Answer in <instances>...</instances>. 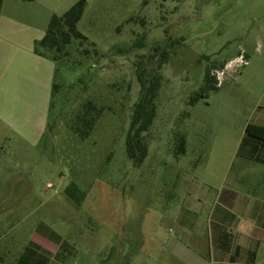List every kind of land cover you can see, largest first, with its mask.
<instances>
[{
  "label": "rangeland",
  "instance_id": "obj_1",
  "mask_svg": "<svg viewBox=\"0 0 264 264\" xmlns=\"http://www.w3.org/2000/svg\"><path fill=\"white\" fill-rule=\"evenodd\" d=\"M78 1L37 0L33 11L48 28ZM85 1L77 29L87 40H73L58 63L46 132L38 106L29 135L5 121L0 83V264L30 253L57 262L49 233L72 248L60 264H161L151 243L190 225L188 195L212 198L240 178L264 183V164L245 141L264 113V0ZM242 53L248 64L229 67ZM208 67L222 84L190 106ZM155 76L158 113L136 166L126 134L139 77ZM88 103L102 113L84 139L74 125ZM179 136L187 152L177 157Z\"/></svg>",
  "mask_w": 264,
  "mask_h": 264
},
{
  "label": "crops",
  "instance_id": "obj_2",
  "mask_svg": "<svg viewBox=\"0 0 264 264\" xmlns=\"http://www.w3.org/2000/svg\"><path fill=\"white\" fill-rule=\"evenodd\" d=\"M36 2L21 1L10 9L4 0L0 16V83L8 96L9 111L4 118L20 136L29 135L36 106L41 113L42 133L46 132L56 68L52 61L34 53L35 43L44 38L48 29L33 11ZM263 116L264 113L254 125L264 126ZM261 151L264 158L262 145ZM188 198L190 225L179 227L175 237L166 243H151L154 249L160 248L156 258L159 263L264 264V183L240 178L222 185L215 197ZM45 236L58 253L63 239L55 241L50 233ZM26 257L27 264H35L34 253ZM55 263L60 261L48 262Z\"/></svg>",
  "mask_w": 264,
  "mask_h": 264
},
{
  "label": "trees",
  "instance_id": "obj_3",
  "mask_svg": "<svg viewBox=\"0 0 264 264\" xmlns=\"http://www.w3.org/2000/svg\"><path fill=\"white\" fill-rule=\"evenodd\" d=\"M24 1L35 2L36 0ZM3 4L4 0H0V16ZM86 6L87 2L85 0H80L62 16L53 15L44 38L35 43V55L48 59L55 64L56 68L54 78L57 77L59 72L58 63L62 61V56L64 54L65 56H68L65 51L72 41L87 40V38L84 37L77 29L78 23L84 15ZM161 57L164 59L162 62L167 61V55L164 52ZM224 66L225 65L222 64L219 68L223 69ZM160 68H162V66H160ZM212 69L213 67L207 68L203 85L198 91L189 97L190 106H195L201 100L209 99L210 93L218 90V81L212 73ZM139 80L141 83L142 95L138 103L134 106L125 142L126 155L136 166L142 165L148 156L145 134L153 127L157 117L158 108L156 100L158 98L161 83L160 76L153 77L151 81L144 80L142 77H139ZM59 89L60 86L54 83L52 86V97L58 93ZM86 106L87 107L84 110L85 113L82 117L77 118V123L74 125V131L84 139L91 135L93 129L95 128L97 119L102 113V110L96 109L91 103H88ZM245 141L246 153L253 154L255 160L264 164V158L262 156L263 151H261V153L259 152L260 145L264 146V126L248 124L246 128ZM186 152V139L184 136H179L175 155L177 157L184 156L186 155ZM50 238L55 241L60 240V237L53 235V233L50 234ZM64 245L65 247L68 246L66 242H59L60 250L55 256L56 261H60V263H65V259L73 253L71 252L70 254L69 249L71 250L72 248L69 246L66 249H62ZM34 256L35 264H48V261L47 263L44 262L43 259L36 256V254H34ZM20 264H27V257L23 258Z\"/></svg>",
  "mask_w": 264,
  "mask_h": 264
},
{
  "label": "built area",
  "instance_id": "obj_4",
  "mask_svg": "<svg viewBox=\"0 0 264 264\" xmlns=\"http://www.w3.org/2000/svg\"><path fill=\"white\" fill-rule=\"evenodd\" d=\"M248 64V61H247V57L245 56V54L244 53H242L237 59H236V61H233L232 63H230L228 66L230 67V66H233L234 65V67L235 66H246ZM228 67V68H229ZM233 68V67H232ZM219 74V73H218ZM217 74V75H218ZM221 75H224V73L223 72H221V74L219 75V76H221ZM219 79V80H218ZM217 81H218V87H220L221 86V84H222V81H221V79L220 78H218L217 77Z\"/></svg>",
  "mask_w": 264,
  "mask_h": 264
},
{
  "label": "flooded vegetation",
  "instance_id": "obj_5",
  "mask_svg": "<svg viewBox=\"0 0 264 264\" xmlns=\"http://www.w3.org/2000/svg\"><path fill=\"white\" fill-rule=\"evenodd\" d=\"M164 1H165V2H169V3L174 4L175 2H176V3H181V1H184V0H169V1H168V0H164ZM186 1H189V0H186ZM186 1H185V2H186ZM192 1H194V0H192ZM182 3H184V2H182ZM184 4H185V3H184Z\"/></svg>",
  "mask_w": 264,
  "mask_h": 264
}]
</instances>
